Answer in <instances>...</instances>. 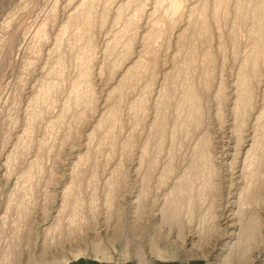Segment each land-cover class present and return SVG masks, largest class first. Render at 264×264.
<instances>
[{
    "label": "rangeland",
    "instance_id": "374dc122",
    "mask_svg": "<svg viewBox=\"0 0 264 264\" xmlns=\"http://www.w3.org/2000/svg\"><path fill=\"white\" fill-rule=\"evenodd\" d=\"M175 1H86L78 18V0H0V264H264V202L250 248L235 212L264 113V0ZM248 75L255 100L240 123L230 102ZM116 161L109 195L101 170ZM159 198H181L177 216ZM105 215L117 231L95 229Z\"/></svg>",
    "mask_w": 264,
    "mask_h": 264
},
{
    "label": "bare ground",
    "instance_id": "6f19581e",
    "mask_svg": "<svg viewBox=\"0 0 264 264\" xmlns=\"http://www.w3.org/2000/svg\"><path fill=\"white\" fill-rule=\"evenodd\" d=\"M79 1V4H77V6H74V7H72V9L70 10V12H69V14H68V16L69 17H76V16H78L77 14L78 13H80V12H82V6L83 5H85L86 4V1H89L90 2V7L93 5V0H78ZM171 6H174V7H177L178 6V3L175 1V0H171ZM82 16V15H81ZM78 18H79V16H78ZM62 29V28H61ZM60 29V30H61ZM231 34V33H230ZM246 38V37H245ZM244 39V38H243ZM238 40V39H237ZM243 41V40H242ZM242 51V50H241ZM240 57V56H239ZM242 58V57H241ZM243 61V60H242ZM241 62V61H240ZM250 64V63H249ZM239 65V64H238ZM237 67V66H236ZM240 68V67H239ZM128 69V68H127ZM127 69H126V71H127ZM248 72V71H247ZM249 74V73H248ZM122 77V76H121ZM247 77H249V75L248 76H244L242 79H240V80H238L237 81V84L236 85H238V87H236V96H235V98H234V100L232 101V102H230V103H232V110H233V112H234V121H236V120H239V122L240 123H242V122H244V114H245V112H246V110L248 109V108H250V104H251V102H252V100H255V99H253V98H255V96H253V94H252V90H253V87H252V83H251V81L249 82L248 81V78ZM123 78V77H122ZM134 75L131 77V79H130V81L132 80V81H134ZM119 79H120V77H119ZM119 81V80H118ZM122 81V80H121ZM124 81V80H123ZM129 81V82H130ZM135 82V81H134ZM252 84V85H251ZM129 85H130V83H129ZM220 85H221V83H219V85H218V90L220 89ZM222 87V86H221ZM124 94V93H123ZM122 94V95H123ZM123 99H125V98H123ZM117 104V103H116ZM205 104H207V101H206V103ZM262 109H264V107L262 108ZM231 110V109H230ZM104 113L105 112H103L102 113V115H101V117L102 116H104ZM231 114H232V112H231ZM236 114H237V116H236ZM263 111L262 110H260V112L254 117V119H255V121H254V123H255V125L256 126H258V129H259V135L258 136H256L255 135V133L253 134V138H251V143H250V145H249V147H248V149L246 150V152H245V156H244V159H243V162H242V168L240 169V178H241V182H242V186L240 187V189H239V191H238V194H237V199L235 200V202L237 203V205H236V207H237V209H236V211L235 212H238V211H241L242 212V214L244 215V218H241V219H243V222H244V228H243V230L240 232V233H238V238H239V240H238V242H240V243H243L242 242V240L244 239L245 241H246V245H248V244H251L252 245V242H253V240L255 239V237L258 235V233L256 234V232H255V228H254V223L253 222H251V219L253 218L254 220H256L257 218H258V210L263 206V202H264V200H263V198H264V193H262V191H263V189H264V174H263V171H264V122L262 123V120H260L261 119V117L263 116ZM227 116V115H226ZM117 113H116V110H114V111H112V114H111V118L109 119V121H108V131L110 130V129H114L116 126H117ZM227 121V120H226ZM233 121V122H234ZM264 121V120H263ZM233 122H229L230 124H232L233 125ZM261 123H262V125H261ZM50 126V124H48L47 125V127H49ZM240 127H238V132L241 130V125H239ZM18 127V126H17ZM218 129H220L219 127H218ZM108 131H106V132H108ZM111 131V133H112V131L113 130H110ZM215 132V131H214ZM222 133V132H221ZM14 134V133H13ZM11 135L9 138H11V137H13L12 139H13V141L14 142H10L9 140V142L6 140V142L5 143H9V145H8V143L7 144H4V148L7 146V148H6V150H4L3 152L5 153L6 151H8V154H7V156H6V160L8 159V157H9V153H11L12 151H14L16 148H18V146H19V142H20V137H21V134H14V135ZM107 135H109L108 133H106L105 134V137H108ZM112 135H113V133H112ZM117 135V134H116ZM112 137V136H111ZM8 139V138H7ZM11 139V140H12ZM35 142V141H34ZM34 142H31V143H34ZM239 142H241V139L238 137L237 138V141H235V144L237 145V144H239ZM37 143V144H36ZM12 145H14L13 146V148H11V149H9V147H11ZM36 145H37V147H36ZM30 146V145H29ZM28 146V147H29ZM34 154H33V159H31V160H29V163L28 162H26L27 164H28V168H27V170H25V171H23L22 172V176L24 177V175H25V177L23 178V180H24V182L26 183V187H29L28 186V179L30 178V169H31V167L33 166V164H34V161L38 158V154H39V148H40V146H41V142L39 141V142H35V144H34ZM3 148H1L0 150H2ZM114 149V148H113ZM209 148H207V150L205 151V153H204V156H206V158H208L209 157V150H208ZM28 150V149H27ZM26 150V151H27ZM194 151V150H193ZM96 152V151H95ZM99 152V151H98ZM25 153H27V152H25L24 151V154ZM3 154V153H2ZM4 156V155H3ZM203 156V155H202ZM1 157V156H0ZM31 158V157H30ZM29 158V159H30ZM108 165V164H107ZM2 167V166H1ZM4 167V166H3ZM209 169H211V165L209 166ZM6 170H8V168L6 169ZM5 170V171H6ZM101 174H102V182H101V184H103V186L104 187H102L103 189H105L108 193H110L109 195H113V194H117V191H119V187H117V181H118V178H117V161L116 162H114V164H111L110 166H108L107 168L106 167H104V169H102L101 170ZM3 173H5L4 171H3ZM0 174H2V173H0ZM5 175V174H4ZM7 175H10L9 173H8V171H7V174H6V177H7ZM2 176V175H1ZM143 177H144V175L142 176V179H143ZM130 180H131V178H129ZM136 179H137V177H136ZM138 180H140V179H138ZM138 180H137V182H138ZM22 180H20V177H16V180H15V182H14V185H13V187H15V189H16V187H25V184L24 185H22L21 186V184H23L22 182H21ZM135 181V180H134ZM21 182V183H20ZM129 183H130V181H129ZM140 183V182H139ZM210 183V182H209ZM131 184H133L132 182H131ZM212 184V183H211ZM233 183H232V181H230V186L232 185ZM214 185V184H213ZM33 187V186H32ZM99 188H101V187H99ZM125 189L127 188V190L126 191H129V193H131L132 191H135L136 190V188L137 187H135V186H133V187H131V185H130V187H124ZM13 189V188H12ZM18 189V188H17ZM28 189V188H27ZM27 189H25V190H27ZM22 190V189H21ZM32 190V189H31ZM138 190H140V195H142V193L143 192H146L145 191V188L144 187H138ZM28 191V190H27ZM26 194H29V192L27 193V192H25ZM32 193H33V191H32ZM126 193V192H125ZM125 193H122V192H120L119 194H120V196H121V198H125ZM20 194V195H19ZM19 196H21L22 195V191H21V193L19 192ZM34 196L35 195H33V198H34ZM22 197V196H21ZM139 197V195H137L136 196V198H138ZM29 198V197H28ZM32 198V197H31ZM18 199H19V201H20V197H18ZM26 199V198H25ZM160 199V201H159V203L158 204H160L161 202V208L160 209H162V208H164L166 205H168V207L170 208V210H171V215L172 216H177V214H178V212H179V210H180V199L181 198H176V199H174L173 201H171V203L169 202V203H166L165 201H164V199H162V198H159ZM23 200H24V198H23ZM30 200V199H29ZM25 201V200H24ZM211 201H213V198L211 199ZM32 202V201H31ZM31 202H29V204L31 203ZM63 202H64V200H63ZM72 202H74V201H72ZM256 203V205H257V208L256 209H254L253 211H251L250 212V214L249 213H245V210H246V208H249V206H250V204L251 203ZM21 203H23V204H26V202H21ZM65 203V202H64ZM75 204H76V202H74ZM73 203V204H74ZM104 203V202H103ZM211 203V202H210ZM33 204V203H32ZM66 204V203H65ZM72 204V203H71ZM153 204H154V202L150 205V206H148L147 207V205H145V204H143L142 205V207H140V209H143L144 211H146V209H148V208H151L152 206H153ZM27 205V204H26ZM76 205H78V204H76ZM22 206V205H21ZM62 207L61 208H63V205H61ZM72 206H74V205H72ZM103 206V205H102ZM186 206L188 207V208H190L189 207V204H188V202L186 203ZM24 207H25V205H24ZM26 207H29V205H27ZM75 207V209L73 210V214H75L76 212H77V207L76 206H74ZM133 207V206H132ZM145 207H147V208H145ZM19 208V207H18ZM102 208V207H101ZM21 209V208H20ZM30 209H32V208H30ZM121 209H124L123 207H121ZM209 209H211L213 212H215V206H214V204L212 203V204H210V207H209ZM213 209H215V210H213ZM258 209V210H257ZM24 210H26L25 208H24ZM104 210V209H103ZM60 212L62 211V210H59ZM71 211V210H70ZM79 211V210H78ZM26 212V211H25ZM29 212V211H28ZM31 212V211H30ZM69 212V211H68ZM105 212V211H104ZM132 212H133V220L132 219H130L129 220V222L130 223H134L135 221H136V219L138 218V216L140 215V210L138 209V207L137 206H134V209L132 210ZM58 213V212H57ZM80 213V212H79ZM222 213V212H221ZM220 213V214H221ZM106 214V213H105ZM116 214H117V211H116ZM223 214V213H222ZM21 215V214H20ZM58 215V214H57ZM56 215V216H57ZM69 217H70V215L69 214H67ZM101 215V214H100ZM219 215V214H218ZM106 216V215H105ZM102 217L103 218V220L102 221H100L99 219H101V218H99L98 219V221H96V224H95V229H98V230H107V229H109V228H112V229H114V231H117L116 229H119L120 228V226H119V220L118 219H115V221H110V219L109 218H107V216L106 217ZM148 216V215H147ZM217 215L216 214H214L213 215V218H215ZM68 217V218H69ZM227 217V216H226ZM78 218V217H77ZM121 218V217H120ZM119 218V219H120ZM55 219V218H54ZM71 219H72V217H71ZM57 220V219H56ZM58 220H60V219H58ZM69 220V219H68ZM74 220H75V218H74ZM74 220H73V222H74ZM77 220V219H76ZM59 222V221H58ZM72 222V223H73ZM78 222V221H77ZM200 222V221H199ZM57 223V222H56ZM68 223V222H67ZM68 225V224H67ZM260 225H262L261 223H260ZM69 226V225H68ZM71 226V225H70ZM198 227V226H197ZM49 228V227H48ZM50 228H51V226H50ZM204 228V227H203ZM258 229H259V224H258ZM240 230H241V228H240ZM190 233L191 234H189L188 235V237H187V239H191V240H193V236H195V235H193V234H195L196 232L195 231H190ZM261 236H263V235H261ZM243 240V241H244ZM233 244V243H232ZM258 244V243H257ZM246 245L245 246H243V247H246ZM255 244H253V246H254ZM248 247L250 248V245H248ZM247 247V248H248ZM207 264H213L212 262H207Z\"/></svg>",
    "mask_w": 264,
    "mask_h": 264
}]
</instances>
